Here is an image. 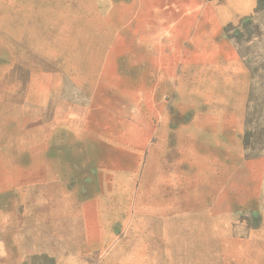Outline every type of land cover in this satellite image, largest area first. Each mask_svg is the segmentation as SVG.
I'll list each match as a JSON object with an SVG mask.
<instances>
[{
	"label": "rangeland",
	"instance_id": "obj_1",
	"mask_svg": "<svg viewBox=\"0 0 264 264\" xmlns=\"http://www.w3.org/2000/svg\"><path fill=\"white\" fill-rule=\"evenodd\" d=\"M206 3L0 0V264H264V0ZM196 20L239 68H178L174 111L219 116L204 138L224 147L193 215L61 182L127 154L139 102L171 91L138 84L169 79Z\"/></svg>",
	"mask_w": 264,
	"mask_h": 264
},
{
	"label": "crops",
	"instance_id": "obj_2",
	"mask_svg": "<svg viewBox=\"0 0 264 264\" xmlns=\"http://www.w3.org/2000/svg\"><path fill=\"white\" fill-rule=\"evenodd\" d=\"M194 1L201 10L207 4V0L204 3ZM199 23L203 20L191 22V31L182 38L181 54L186 56L166 68L169 79L148 85L138 84L140 89L157 90L164 83V88L171 91L167 96L154 95L153 92L151 101L144 98L139 102L138 112L130 121V129L137 136V141H128L125 145L127 154L118 161L99 162L95 158H87L79 163L75 160L72 171L62 174L61 182L69 179L74 190L78 191L80 185L83 192L86 186L90 190L97 187L103 200L114 204L121 199L128 202V209L135 210L136 206L155 209L153 203L147 206L142 202L165 198L171 202L169 208L176 209L177 217L193 215V201H203L209 193L210 166L219 163L218 154L224 152V147L220 149L219 144L211 145L204 138L209 122L219 121V116L174 111L172 92L178 87V68H239L234 63L226 66L218 62L219 56H227L224 47L219 45L217 34L194 32V25L199 26ZM225 42L234 50V54H230L234 61L236 54L240 56L239 51L230 39ZM188 56L192 57L187 59ZM73 121L81 122V117L75 116ZM184 207L189 212L183 211ZM2 214L0 209V217ZM9 216H12L11 212ZM121 219H124L123 215ZM1 229L0 223V232Z\"/></svg>",
	"mask_w": 264,
	"mask_h": 264
}]
</instances>
